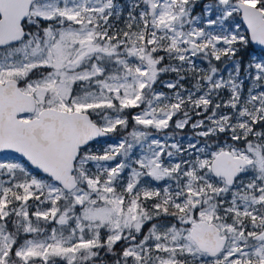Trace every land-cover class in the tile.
<instances>
[{"label":"snow or ice","instance_id":"obj_1","mask_svg":"<svg viewBox=\"0 0 264 264\" xmlns=\"http://www.w3.org/2000/svg\"><path fill=\"white\" fill-rule=\"evenodd\" d=\"M196 6L0 0V264H264V0Z\"/></svg>","mask_w":264,"mask_h":264},{"label":"rangeland","instance_id":"obj_2","mask_svg":"<svg viewBox=\"0 0 264 264\" xmlns=\"http://www.w3.org/2000/svg\"><path fill=\"white\" fill-rule=\"evenodd\" d=\"M131 2V0H117V3H118V5L119 4H124V5H127L128 3H130ZM204 3H212V1H210V0H205L204 2H203V4ZM125 10L127 11V8L125 7ZM200 14H202L201 12H197V13H195L194 12V15H200ZM213 18H215L214 16H213ZM207 19V15L206 14H204V16H203V19H202V21H201V26H203V23H204V20H206ZM218 26H212L211 28H209V30L211 31V30H218V28H217ZM224 63H225V61H223L222 62V66H221V68H223L224 67ZM197 64L200 66V67H206V66H204L203 65V61H201V60H197ZM229 67H230V65H229ZM223 75H225V77H227V71H225L224 73H223ZM174 76H175V74H174ZM169 79H172V78H170L169 77ZM168 78L167 79H164V81H167V80H169ZM186 81H188V82H190V84H195V81L193 80V79H187ZM184 83V82H183ZM184 85H185V83H184ZM158 86V85H157ZM156 86V87H157ZM185 87H187V88H192V87H188V86H185ZM248 87H250V84L246 81L245 82V93H246V91H247V88ZM158 90H160V91H165V92H170V90H168V89H166V88H164L162 85H160L158 88H157ZM228 96H229V92H228V90H222V92H221V99H223V100H226L227 98H228ZM222 111H230V109H222ZM136 112V111H135ZM134 112V113H135ZM133 113V114H134ZM178 117H174V120L175 119H177ZM194 119H199V117H194ZM186 130V131H185ZM172 131H170V130H168V133L170 134ZM194 130L193 129H191V128H186V129H184L183 130V132H178L177 134H176V138L177 139H179V140H181L185 145L188 143V142H194V140L196 139V137L194 136ZM158 135H161L164 139H168L169 140V143H171L172 142V140L170 139V136L169 135H165V134H158ZM123 136V135H122ZM122 136H119V137H117L116 139H113V141H109L108 143H115V142H117ZM101 148V147H100ZM95 149H98V146H96L95 147ZM8 158V159H13L14 158V154H11V153H6V154H0V158ZM157 186H160V185H157Z\"/></svg>","mask_w":264,"mask_h":264},{"label":"trees","instance_id":"obj_3","mask_svg":"<svg viewBox=\"0 0 264 264\" xmlns=\"http://www.w3.org/2000/svg\"><path fill=\"white\" fill-rule=\"evenodd\" d=\"M205 0H196V4H197V6H196V8H195V10H194V12L195 13H197V12H201L202 13V5H203V2H204ZM210 1H212L213 2V0H210ZM125 12H126V10H125ZM123 24H124V18L123 17H121V19L119 20V22H118V26L119 27H123ZM218 28V27H217ZM162 55H163V53H161ZM249 54L250 55H252V56H255V55H259L260 54V51H257L255 48H254V46H252V48L251 49H249ZM223 62V61H222ZM222 62H218L217 63V66L218 67H221L222 66ZM203 65L204 66H206L207 67V64H206V62H203ZM230 65V64H229ZM231 66V65H230ZM169 77L170 78H172V79H174L175 78V76H174V74L173 73H169V74H165L164 76H162V79L164 80V79H169ZM189 79H191V78H189ZM184 83H185V86H188V87H192L193 86V84H190V82H188V81H184ZM160 86V84H158V86H157V88ZM135 111H137L136 109H132V110H130V112H129V115L131 116V114H133ZM174 119V118H173ZM129 127L131 128L132 127V122H131V120H130V123H129ZM170 131H172V129H169ZM186 131V130H185ZM125 133L123 132V131H119V132H117V133H115V134H112V136L108 139V141L107 142H111V141H113V139H116L117 137H119V136H122V135H124ZM221 139H223V136H221ZM96 146H98V148H100V147H103V144H99V145H91V147L93 148V149H95V147ZM32 210H34V209H32ZM49 227H51V225L49 226ZM118 248L119 247H121V245H118L117 246ZM58 264H66V262L65 261H60V262H58Z\"/></svg>","mask_w":264,"mask_h":264},{"label":"water","instance_id":"obj_4","mask_svg":"<svg viewBox=\"0 0 264 264\" xmlns=\"http://www.w3.org/2000/svg\"><path fill=\"white\" fill-rule=\"evenodd\" d=\"M254 46V48L256 49V50H260L261 51V47L260 46H258V45H253ZM10 153V152H9Z\"/></svg>","mask_w":264,"mask_h":264}]
</instances>
